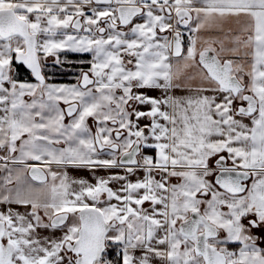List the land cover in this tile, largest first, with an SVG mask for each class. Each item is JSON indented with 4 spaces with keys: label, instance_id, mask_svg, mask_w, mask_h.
<instances>
[{
    "label": "snow or ice",
    "instance_id": "1",
    "mask_svg": "<svg viewBox=\"0 0 264 264\" xmlns=\"http://www.w3.org/2000/svg\"><path fill=\"white\" fill-rule=\"evenodd\" d=\"M0 264H264V0H0Z\"/></svg>",
    "mask_w": 264,
    "mask_h": 264
},
{
    "label": "crops",
    "instance_id": "2",
    "mask_svg": "<svg viewBox=\"0 0 264 264\" xmlns=\"http://www.w3.org/2000/svg\"><path fill=\"white\" fill-rule=\"evenodd\" d=\"M49 63H51V60H49ZM53 82H56V83H72V82H74V79H73L72 74H69V76H66V78L59 77V79H57V80H55V76H54ZM153 94H157V93H153ZM89 123H91V121H89ZM54 170H55V168H54ZM68 171H69V175L73 178L84 177V178L91 179L90 174L86 171H77V170H73V169H69ZM100 174L102 175L103 173H100Z\"/></svg>",
    "mask_w": 264,
    "mask_h": 264
},
{
    "label": "trees",
    "instance_id": "3",
    "mask_svg": "<svg viewBox=\"0 0 264 264\" xmlns=\"http://www.w3.org/2000/svg\"><path fill=\"white\" fill-rule=\"evenodd\" d=\"M71 58L76 59L77 57L75 55H73ZM59 77L66 78V74H61L60 72H57V74L55 75V80L59 79Z\"/></svg>",
    "mask_w": 264,
    "mask_h": 264
},
{
    "label": "rangeland",
    "instance_id": "4",
    "mask_svg": "<svg viewBox=\"0 0 264 264\" xmlns=\"http://www.w3.org/2000/svg\"><path fill=\"white\" fill-rule=\"evenodd\" d=\"M64 71L67 72L66 76H69V74H72V70H69L67 68H65Z\"/></svg>",
    "mask_w": 264,
    "mask_h": 264
}]
</instances>
